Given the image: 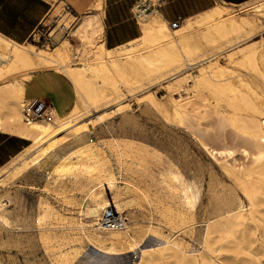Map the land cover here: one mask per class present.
Wrapping results in <instances>:
<instances>
[{
  "label": "bare ground",
  "instance_id": "1",
  "mask_svg": "<svg viewBox=\"0 0 264 264\" xmlns=\"http://www.w3.org/2000/svg\"><path fill=\"white\" fill-rule=\"evenodd\" d=\"M253 9L264 18V2L253 4ZM226 10L225 7L216 6L201 14V19L196 23L188 19L177 30H171L168 23L158 16H146L140 22L142 35L129 45L140 44L148 51L144 55L127 57L123 63L120 59L122 55H113L115 50L105 47L99 10L86 13L72 30L73 36L80 42L77 48L87 53L86 67L83 63L71 65L73 61L68 52L72 45L67 39L61 41L63 35L57 28L50 35L56 43L60 42L54 50L18 44L0 34V133L30 142L25 151L31 157L20 160L21 164L12 169L13 172L17 171L14 179L22 180L38 192L57 189L56 186L63 183L65 177L72 176L75 177V185L90 195L93 204V207L82 209L80 205H74V198L63 195L60 207L57 208L56 204L54 207L46 198L32 197L23 193V190L0 191V237L6 236V244L32 250L33 253L43 250L47 258L32 261L31 264H220L222 259L215 254L223 252L226 243L251 253L250 245L244 242L243 235L245 228L254 225L256 221H262L257 213L264 206V107L251 103L243 91V96L238 95L240 90L238 92L231 81L238 79L244 86H248V83L229 68L214 62L217 54H202L203 59L197 62L200 57L194 55L189 46L191 37L186 36L194 24H207L210 26H206L207 32L203 36L207 43L216 45L220 40H226L227 44H233L235 38L253 24L245 17L236 20L231 15L216 21L224 18ZM254 47L249 44L233 51L228 55L230 63L250 65L259 74ZM138 49L132 47L131 51L135 53ZM78 51L82 54V50ZM237 56L239 58L236 61ZM199 67V75L187 73ZM46 70H55L64 76L72 85L78 101L63 117L54 110L53 124H26L22 115L26 84L33 73ZM141 72L156 77L159 84L168 81L167 90L177 91L180 98L170 101L174 123L165 115L160 116L161 132L157 135L152 133L151 139L141 136L138 139L140 142H136L137 138L127 131L132 130L136 123L128 107L121 110L123 120L117 128L120 136H116L118 131L114 132L115 124L112 127L109 121L105 123L108 119L104 116L96 120L102 138L99 137L116 156L117 170L122 174L125 172L120 180L117 178L119 175L116 176L106 166L103 153L96 151L90 142L87 126L78 124V121L85 113L88 115L92 109H97L101 101L110 98L112 94L108 95V90L118 94L122 87L138 84L131 76ZM226 76L230 78L224 80ZM190 83L196 91L204 87L210 89L221 101L227 99L225 101L229 109L238 112L247 108L251 114L245 118L238 115L234 119H227L218 111L210 114L208 105L204 103L201 106V103L198 106L191 99L187 88ZM140 100L141 106L151 115L164 113L160 101L152 94ZM229 128L236 134L233 144L225 138V131ZM186 139L195 140L198 147L217 163H220L219 160L233 159L238 151L244 159L250 161L252 169H241L240 165V168H236L228 162L220 163L219 169L223 174L233 179L228 185L218 178L211 165L206 168L205 163L193 159ZM150 148L154 154H151L152 157L160 160H148L147 152ZM205 171L208 182L204 190ZM78 178L84 183L79 182ZM120 185L123 187L120 188ZM112 191L113 197L109 196V200L103 198ZM121 191L133 195L124 201ZM161 191L163 193L160 195ZM203 196L207 199L205 204L201 203ZM145 203L150 209V222L157 221L154 216L156 214L160 219L158 224L166 229L181 231L186 228L192 233L194 242L200 245V252L196 253L187 243L171 241V236H165L161 226L158 229L151 224L146 228V233L142 232L144 235L138 234L141 237L131 236L130 224L136 223L138 227L135 219L140 216L139 213H144ZM65 206H70V209H64ZM198 208L201 209V216L196 214ZM127 209L134 210L130 215L127 214L128 218L125 217ZM63 211L69 212V215ZM112 213L115 216L109 221ZM198 223L202 226L195 228ZM126 244L130 250L124 253L122 251L126 248L119 246ZM130 253L137 255L136 262L125 258Z\"/></svg>",
  "mask_w": 264,
  "mask_h": 264
},
{
  "label": "rangeland",
  "instance_id": "2",
  "mask_svg": "<svg viewBox=\"0 0 264 264\" xmlns=\"http://www.w3.org/2000/svg\"><path fill=\"white\" fill-rule=\"evenodd\" d=\"M43 1L46 2L47 4H49L50 12L44 18L43 22L41 23V26L33 31L32 35L30 36V38L28 40H26L25 42H23L21 44L31 45V46H34L38 49H42V50H54L56 47H58L60 42L56 43L54 38L51 37L50 35H51V32L55 28H57L58 30H60L59 32H61L63 35L61 41H63L64 39H67L72 45L69 47V52H68L69 56L72 57L71 60L73 61L71 65H77L79 63H83L84 64L83 66L86 67L88 64V62L86 61V58H87L86 54L87 53L84 49L77 48L80 45V42H79L78 38L73 36L72 30L74 29V27L76 26L78 21L81 19L82 15H84L86 13H94L96 10H100V6L98 4H101V9H102V13H103L104 0H43ZM233 1L240 2L243 0H233ZM247 1H249V3L244 4L243 6H240V7L225 4L223 2V0H218V3L216 5V6L225 7L227 9L226 13H224V15H223L224 18L217 19L216 21H222L223 19L229 18L231 15L236 20H240V18L245 17L247 20H249L253 24L251 27H247L239 36H237V38H235V40H234L235 42L233 44H227L226 40H220L219 42H217L216 45L207 43L203 39L204 34L207 32V27L210 26L207 24L206 25L205 24H201V25L194 24L193 29H191L189 31V33L186 34V36L189 35L191 37V40L189 42V46L191 47L194 55L196 57H198V56L200 57L197 60V62L203 59V58H201L202 54H207V56L217 54V56L214 59V62H217L218 65H220V66H223L225 68H229L233 73H235V75H240L241 79L244 80V82L246 81L245 83H248V86H244L238 79H234L233 81H231L233 83V85L235 84L234 86H235L236 90L238 92L240 90V92H239L240 94L238 93V95L241 96L242 95L241 92L243 91V95H245L246 98L249 97L248 99H249V101L251 100V103L253 102L257 106H263L264 107V80H263L264 79V18H263V16H261V14L257 13L253 9V4L256 5V3L258 4V2L260 3L261 1L264 2V0H247ZM32 15L36 16L35 11H32ZM200 19H201V16L194 17V18H192V22L196 23ZM63 26H66L67 29L66 28L63 29ZM26 27L27 26H23L22 24H20L15 29H13V32L15 34L24 33L27 30ZM138 27L141 28L140 23L138 24ZM168 27H169V24H168ZM140 28H139V35L141 36L142 31ZM234 37L235 36H233L232 38H234ZM13 41H15V40H13ZM17 43H19V42H17ZM249 44H252V47L255 46L254 48L256 49V64L259 67V71H260L259 74L255 73L252 70L253 67L250 65L244 64V66H239L238 64L236 65V63L235 64L230 63L228 55L233 53V51L234 52L237 51V49H239L241 47H246ZM136 45H138V46H136ZM132 47H135L137 49L139 48V49L137 50V52L133 53L131 51ZM124 49H127V50H124ZM78 50H82V54H80ZM147 51L148 50L143 49L140 46V44H134V45L126 44L125 46H122V48L115 50L113 52V55H122L123 57H121L120 59H122V63H123L126 61L125 58L132 57V56H138V55H144ZM238 58H239V56H237L235 58V60L237 61ZM241 67H243V68H241ZM199 69H201V67L195 68L193 70H189L187 73H191L193 76H197V75H199ZM262 72H263V75L261 74ZM141 73L132 74V76H131L133 80L135 79L134 81L139 82L138 84H134V86L133 85L130 86L131 88L130 87H127V88L122 87L120 89L121 91L118 94H116L112 90H108V92H107L108 95L112 94L110 96V98L108 97L105 101H101L100 104L98 105L99 106L97 108L98 110L92 109L88 113V115H86L87 113L84 112L85 116L83 115L80 118L81 120L78 121V124L87 126V129L90 131V142L92 143V145L94 146L96 151H100L101 153H103L102 157L105 156L106 160L108 159L107 161L105 160V162L107 163L106 166L109 167L111 170H113L114 173L116 174V176L119 175L117 178L120 180H121L122 175H125V172H124V174H122L121 172H119L117 170L118 166H117L116 156L113 153V151L110 150L111 148H109V146L106 145L103 142V140H101V138H102L100 135L101 133L99 134L100 128L98 127L96 120H98L99 117L104 116L103 118L108 119L105 123H107L108 121L111 124L114 123L115 126H114V124L112 125V127L114 126L113 127L114 132L116 133L118 131L116 133V136L117 135L120 136V130H118V129H119V126L121 125L120 122L122 123V120H123V115L121 113V110L123 108H125V109L129 108L128 111H130V113H132L134 115V117H135L134 120L136 123L133 126L132 130L127 129L128 133L130 134V132H131V134L135 136L134 138L135 139L137 138L136 142L138 141V139H140L141 136H143V138L151 139L153 134L156 133L155 135H157V134H159V131L161 130L162 125L159 126V124H162V122L159 119H161V117L163 115H165L168 120L170 118L169 121L174 123L175 120H174V117L172 115L171 102L170 101L172 99H179L180 98V94L177 91L176 92L175 91L169 92L167 90L166 86L169 83L168 81L167 82L166 81L161 82L159 84V80H157L156 77H150L145 72H143L142 74ZM25 74L28 75V73H24L23 75H25ZM133 77H135V78H133ZM146 78H147V80H146ZM226 78L228 79V78H230V76H226L224 78V80H226ZM18 80L20 81V79H18ZM140 82H142V83L140 84ZM191 85H192V83H190V86L187 87L189 95L191 96V99L198 106L201 103H202L201 106L204 103L206 106L208 105L207 107L210 111V114H213V113L215 114L216 111H218L221 116H223L227 119H234L238 115L243 116L245 118L251 114V112L247 108L243 109L241 111H238V112H236L233 109H229V107L227 106V102L225 101L227 99H223L221 101L217 95H215L213 92H211L210 89L203 87V88L197 89V91H196L195 89H193V87ZM132 87H134V88H132ZM126 89H127V91H126ZM140 91H142V92H140ZM43 93H47V94H43ZM37 94H40V95L42 94V96L40 98L51 103L52 106L54 107L55 111L57 112V114L60 117H63L67 113H69L71 111V109L73 108V106L78 101L77 95H76L72 85L69 83V81L64 76L60 75L55 70H46V71L33 73L32 78L26 84V99L29 100V99H33L34 97L36 98ZM148 94H152L156 99H158L160 101V103L163 107V112H164L163 114L160 113L161 115L160 114L157 115V113L156 114L152 113L153 115H151L149 113V111H147L144 108V106H141L142 104H140V102H141L140 99H142L145 95H148ZM198 96H200V97H198ZM101 103H102V105H101ZM239 106L242 107V103H240ZM126 107H128V108H126ZM141 110H143V111H141ZM166 113L168 115H166ZM148 115H150V116H148ZM105 116H107V117H105ZM136 116L139 119H137ZM157 116H159L158 119H157ZM109 117H111V118H109ZM243 117H241V118H243ZM150 120H152L154 122V124H152L153 122ZM117 123H119V124H117ZM93 128H95V129L93 130ZM136 129H137V131H136ZM142 130H144V132ZM95 134H96V136H95ZM145 135H147L148 137ZM235 135H236L235 132L230 128H229V130L227 129L225 131V138L231 144H233V142L235 141L234 140ZM9 136H12V135H9ZM12 138H14L13 139L14 141L12 144H10V147H9L10 153L16 152L20 147H22V145H24L25 148H23L22 151L17 156L12 158L10 160L9 164H7L4 168L0 169L1 170L0 171V177H1V179H0V189L1 190L0 191L1 192L3 190H8V189H10L12 191L14 189H15L14 191H17V190L22 191L23 190L22 191L23 193H26L32 197L42 196V198H46L54 207L57 206V208L60 207V202L63 198L62 196L64 195L65 197H68L70 199H73V198L78 199L77 201L73 199L74 205H77V206L80 205L82 207V209L88 208V207H93V204H91L92 199H91L90 195L87 194L86 192H83V190L80 191V189H78V187L75 185V183H76L75 179H74L75 177H73V178H72V176L65 177L63 183L61 182L56 186L57 189H54L52 191H49L48 189L44 190V191L38 190V192L35 190H32L29 186L25 185L22 180H15L14 178L17 176L16 175L17 171L13 172L12 169L18 167L21 164L20 160L28 159L31 156H29L28 151L27 152L25 151V149L30 146V142L25 141L26 143L22 144L20 141L21 139L14 137V136H12ZM138 142H140V140ZM186 142L189 146L190 151H192L191 153H192L193 159L200 160L202 162V164L205 163L206 168H208V166L211 165V168L214 170V173L217 174L218 178L220 180L222 179L221 181H223L226 184L229 183L228 185H230L232 183L233 179L232 178L230 179L223 174L222 170H220L221 169L220 163L223 162L222 164H225V162H228L230 165H232L233 167H236V168L241 167V169H243L245 167V168H247V170L252 169L250 167L251 166L250 161L244 159L238 151L235 153L233 159L219 160L220 163H217V162H215V160L213 161L211 159V157L204 150H202L201 148L198 147L195 140L186 139ZM165 144L168 145V142L166 141ZM102 146H104V147H102ZM151 149L152 148H150V150H148V152H147L149 154L148 160H160V159H154L152 157V155H154V154H153ZM6 157H8V152L1 155L2 160L6 159ZM13 162H14V164H13ZM208 162H209V164H208ZM153 163L156 164L155 162H153ZM239 165H240V167H239ZM205 172L203 174L204 190L207 189V182H208V175H207V172L206 173ZM219 173H220V175H219ZM78 181L84 183V181L80 178H78ZM60 185H62V186H60ZM20 186L22 187V189L20 188ZM119 187L121 188L123 186L120 185ZM27 188H28V190H27ZM112 193H114V192L112 191L108 194L106 193L103 196V198L106 200H109L108 197L112 196ZM121 193H123L122 197L124 198V201L126 200V198L132 197L131 195H133L132 193H130V194L127 193V191H125V192L121 191ZM124 193H126V194H124ZM161 193H163V192L162 191L159 192L160 195H161ZM39 194H41V195H39ZM204 194H205V192H204ZM239 194H240L242 200L245 202V204H247L243 194L241 193V191H239ZM81 199H82V201H81ZM83 199H85V200H83ZM206 200H207L206 197L203 196L201 203L205 204L207 202ZM57 202H58V204H57ZM176 203H177V201H176ZM55 204H56V206H55ZM68 207L70 209V206H65L64 209H68ZM126 211L127 212L129 211L128 213L126 212V214H125V217L128 218V215H130V213L133 212L134 210L127 209ZM200 211H201L200 208H198L196 210V214H198L197 216L202 215V212H200ZM149 212H150L149 206H147V203H145L144 204V213L143 214L139 213L140 216L136 215L137 218L135 220H136V222H138L137 223L138 227L136 226V223L130 224L129 234L131 236L136 237V238L141 237V235H144L142 232L146 233L147 229L149 228V225L151 226V224L154 226V228H158L161 226L162 232L164 230V232H163L164 235L166 234L165 236H168V237L171 236L170 237L171 241L174 242V240H175V242H183L185 244L187 243V245L192 246V249L196 253L200 252V249H201L200 245L198 244L197 241L194 242V240L192 238V233H189V231L186 230V228H185V230L182 229L181 231L180 230L174 231V230H171V228L166 229L165 226L158 224L160 219L156 214L154 216L157 219V221H151L150 222V220H149V217H150L149 214L150 213ZM63 213L66 215H69V212H67V211H63ZM257 215L259 218L262 219V221H260V222L256 221L254 225H251V226H248L247 228H245V230H244L245 234L243 235L244 242H246L250 245L249 248L252 250L251 253L236 249L233 244L226 243L225 246L227 248L225 247L222 250L223 252L220 251V252H217L215 254L216 256L218 255V257H220L222 259L221 263L219 262L220 264H224V263L225 264H264V234H263L264 233V206L261 208V211L259 213H257ZM128 223H129V221H128ZM198 224H196L197 226L195 225L194 227L199 228L202 226L201 223H198ZM176 232H177V234H176ZM138 234H141V235H138ZM174 234H176V235H174ZM5 241H6V236L4 237L2 235L0 237V242H1L0 245L3 244L4 246L3 245H2L3 247L0 246V263L1 264H31L33 262L43 260L42 258H47V256H45V253L43 250H40V251L38 250V251L33 253L32 250L29 251L28 249H22V248H18V247H17L18 248L17 249L16 247H13V246L6 244ZM4 242H5V244H4ZM219 243L221 244V242H219ZM223 244H224V242H223ZM242 245H243V247H245V243H243ZM119 247L126 248L125 250L122 251L124 253L129 252V250H130V248L127 244L123 247L122 246H119ZM231 247H232V249H231ZM32 253H33V255H32ZM133 257H134V259H133ZM125 258L130 259V262H136L137 255L134 256V254L130 253V254H126ZM239 258H241V259H239ZM244 258L246 260H244ZM247 260H249V261H247Z\"/></svg>",
  "mask_w": 264,
  "mask_h": 264
},
{
  "label": "crops",
  "instance_id": "3",
  "mask_svg": "<svg viewBox=\"0 0 264 264\" xmlns=\"http://www.w3.org/2000/svg\"><path fill=\"white\" fill-rule=\"evenodd\" d=\"M39 1H41L43 4L26 5L23 0H14L10 6V10L15 12L16 16V21L14 23L9 21L12 18V16L8 13L10 12L9 9L6 11L0 7V34L11 40H15L16 43L19 42L18 44L25 42L27 40L26 38L30 37L33 31L41 26L44 18L50 12L49 4L43 0ZM141 1L145 0H104L103 13L101 4H98L100 6L99 13L103 22L104 44L106 49L113 51L118 48H122V46L130 44L131 42L140 38L139 27L135 22L132 13L134 7ZM147 1H150L151 5L156 6V12H153L152 16H158L168 24L170 22L176 21L179 18L185 22L188 19L201 16V14H205L209 10L215 8L218 3V0ZM223 2L225 4L237 7L249 3L247 0L240 2H235L233 0H223ZM32 11H35L36 16L32 15ZM20 24L27 26V30L24 33L15 34L13 29H15ZM41 96L42 94H37L36 98L34 97L33 99L29 100L41 99ZM55 113L57 114L56 111ZM13 139L14 138L8 134L0 133V169L9 164L10 160L17 156L22 151V149L25 148L24 145H22V147H20L16 152L10 153L9 147L10 144L13 143ZM20 141L22 144L28 142H25V140L22 139ZM6 152H8V157L2 160L1 155Z\"/></svg>",
  "mask_w": 264,
  "mask_h": 264
},
{
  "label": "built area",
  "instance_id": "4",
  "mask_svg": "<svg viewBox=\"0 0 264 264\" xmlns=\"http://www.w3.org/2000/svg\"><path fill=\"white\" fill-rule=\"evenodd\" d=\"M153 12H156V6L151 5L150 1L145 0L139 2L134 7L132 15L135 22L139 24L146 16L152 14ZM183 23L184 20L179 18L176 21L169 23V27L171 30H177L182 26ZM54 110L55 109L52 104L43 99L26 100L23 103L22 115L26 124H31L33 122H45L48 124H53L55 120ZM114 216L115 215L112 213V215L109 217V221H111V218ZM107 225L110 226V223Z\"/></svg>",
  "mask_w": 264,
  "mask_h": 264
},
{
  "label": "trees",
  "instance_id": "5",
  "mask_svg": "<svg viewBox=\"0 0 264 264\" xmlns=\"http://www.w3.org/2000/svg\"><path fill=\"white\" fill-rule=\"evenodd\" d=\"M14 0H0V7H2L4 10H8L10 12H8L12 18L9 20L10 22L12 21L13 23L16 21V16H15V12H12L10 10V6L12 5V2ZM23 2L26 4V5H30V4H43L41 1L39 0H23ZM30 37L26 38L27 40L29 39ZM25 39V40H26Z\"/></svg>",
  "mask_w": 264,
  "mask_h": 264
}]
</instances>
